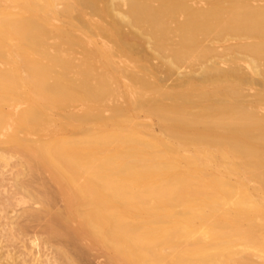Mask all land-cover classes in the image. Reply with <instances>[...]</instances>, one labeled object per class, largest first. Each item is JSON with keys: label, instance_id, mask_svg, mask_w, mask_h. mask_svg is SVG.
Instances as JSON below:
<instances>
[{"label": "bare ground", "instance_id": "1", "mask_svg": "<svg viewBox=\"0 0 264 264\" xmlns=\"http://www.w3.org/2000/svg\"><path fill=\"white\" fill-rule=\"evenodd\" d=\"M14 160L0 264H264V0H0Z\"/></svg>", "mask_w": 264, "mask_h": 264}, {"label": "rangeland", "instance_id": "2", "mask_svg": "<svg viewBox=\"0 0 264 264\" xmlns=\"http://www.w3.org/2000/svg\"><path fill=\"white\" fill-rule=\"evenodd\" d=\"M60 9H62V7H60ZM186 71L187 72L190 71L189 68L187 69L185 67L183 69V72H186ZM176 79H177V77L176 78L174 77V79H171L170 81H168L171 83V84L169 83V85L175 84L174 80L176 81ZM257 88H258L257 90H260L259 87H257ZM254 93H255V91H252L251 94H254ZM15 164H16V160H14L12 162V167H8L6 170H3L4 174H0V253L6 254V255L11 254L10 256L13 255L12 256L13 261H14V259L17 260V262H23L24 260H27L28 262H31V263H32V260H34L32 257L35 258L34 255H36V253H38V256L41 255L42 261L46 262L48 260V258L52 259L53 258L52 255L55 256V251L58 248H60V247H57L55 244L51 245L53 243L48 244V242L46 241L47 240L46 238H48V237L46 236L47 235L46 230H44V229H46L47 220L44 219L45 222L42 220L38 224L30 222L31 223L30 224V223H28L29 221L28 222L27 221L22 222V220L19 221V219H15L17 217H15V214H12L11 210L5 211L2 209V204L4 203V201L7 199V197H9L10 194L13 193V191H15V188L13 187L14 186V176H15V173L17 172V169L13 168ZM27 180L31 181V177L29 179L27 178ZM256 186L257 185L255 183H251L250 184L251 190L254 191V188ZM5 190H7L9 192V195L5 193ZM56 206H58V208L56 207L57 209H62L64 204L59 202L58 205H56ZM32 207L33 206L29 205V208H32ZM34 208L40 209L39 206L38 207L34 206ZM18 223L23 224L22 226L25 227L24 232H26V233H24L25 235H22V236L18 235L16 238L12 239L11 238L12 234H17V232H18L17 231ZM27 223L30 225L29 228L27 226L28 225ZM42 223H43V225H42ZM42 232H44V233H42ZM37 238H38L37 243L41 241V244H42V245H40V243H38L40 248H38L37 246H36L37 248L34 247L33 241L36 240ZM46 244L50 245V246H47ZM48 247H50V248H48ZM52 247H53V249L56 248V250H52L51 249ZM49 249H51V250H49ZM36 250H37V252H36ZM39 252H41V253H39ZM96 252H97V254H96ZM96 252L94 251L88 256L84 255L85 257L83 258L82 263H80V264H94L95 262H96L95 264H108V262H106L107 256L102 255L98 251H96ZM29 254H30V256H29ZM98 254H100V258H99ZM96 255L98 256L99 259H97ZM11 261H12V259H11Z\"/></svg>", "mask_w": 264, "mask_h": 264}]
</instances>
